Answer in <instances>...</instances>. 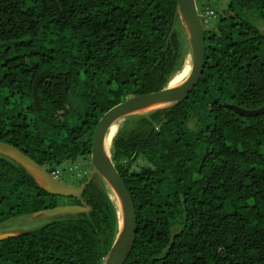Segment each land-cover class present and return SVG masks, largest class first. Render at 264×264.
<instances>
[{"label": "trees", "instance_id": "obj_1", "mask_svg": "<svg viewBox=\"0 0 264 264\" xmlns=\"http://www.w3.org/2000/svg\"><path fill=\"white\" fill-rule=\"evenodd\" d=\"M205 2L201 13L213 14L198 85L176 106L127 118L132 124L113 140L137 206V241L125 264H264V114L225 106H264V0ZM176 4L0 0V141L50 173L89 160L110 108L165 87L182 69L187 54L176 61L187 41ZM44 71L37 110L33 85ZM80 198L47 193L0 155V224L63 203L91 208L86 224L56 220L0 241V264H102L117 211L99 176Z\"/></svg>", "mask_w": 264, "mask_h": 264}, {"label": "water", "instance_id": "obj_2", "mask_svg": "<svg viewBox=\"0 0 264 264\" xmlns=\"http://www.w3.org/2000/svg\"><path fill=\"white\" fill-rule=\"evenodd\" d=\"M176 13L194 58L193 67L189 75L177 85L167 84L165 87L155 91L129 97L114 105L102 116L93 135L90 157L91 169L86 182L79 186L67 184L53 173H50L47 168L30 158L21 149L0 141V155L13 160L17 165L25 169L35 179L39 187L49 194L81 200L80 197L84 189L95 176H99L108 187L107 190L110 188L117 195L121 205L120 208L115 206L117 211L116 234L102 264H125L135 248L138 233L136 202L113 160L111 147L114 137L107 142L109 128L115 121L127 115L148 114L182 103L198 85L205 72L207 56L205 24L208 19L201 13L199 0H177ZM46 72L40 73L33 85V99L37 110L42 109L38 87ZM225 106L245 117H256L264 114V106L254 110H247L234 104H225ZM90 210L91 208L86 202L80 201L79 204L59 205L24 216H27L25 217L26 222H29L27 220L42 219L49 220L46 223L49 224L59 220L58 218L60 217L71 218L88 213ZM34 230L0 231V241Z\"/></svg>", "mask_w": 264, "mask_h": 264}, {"label": "rangeland", "instance_id": "obj_3", "mask_svg": "<svg viewBox=\"0 0 264 264\" xmlns=\"http://www.w3.org/2000/svg\"><path fill=\"white\" fill-rule=\"evenodd\" d=\"M200 1H201V4L206 3L205 0H199V2ZM223 7L224 6L220 7V9L218 8L220 12L223 10ZM212 10L213 9H210L209 7L203 9V14L205 15V17L208 20H210V16L213 14ZM185 40L187 41L186 38H185ZM186 54H190V47L188 46V42H186V44H185V50H184L183 54L176 61V65H179L182 62V60H183V58L185 57ZM40 97L43 100V97H42L41 93H40ZM200 98H201L200 93H196L194 95V97H192L191 103L194 104L195 102L199 101ZM50 109L52 110V109H54V107H51ZM135 116H138V115L135 114V115H133L131 117L133 118ZM183 117H186L185 113H183ZM132 118L131 119H127V118L124 117L123 119L119 120V123H120V126H121L119 132H122L123 128L126 125L129 126V125L132 124V122H133ZM193 123H196V121L193 120L192 124ZM111 148H112L111 152L113 154V142H112V147ZM89 162H90V159L89 160L87 159V160L79 161V162H77V163H75L73 165H70V163L66 162V163L63 164V167L60 168V173L56 174V176L60 180H62L63 182H65L67 184L74 185V186H79V183L83 180L84 176L85 175L88 176V174L90 172ZM107 188L108 187L106 186V189ZM107 192L109 194V191H107ZM63 204H71V203H63ZM25 217H27V216L15 217L13 219H10V220L0 224V231L38 229V228H41V227L47 225L46 223L49 221V220L47 221V220L39 219V220H27L29 222H26L25 221ZM67 218H69V217H60L58 219L59 220H63V219H67ZM71 218H74L75 220H78V222H80L81 224H86L85 222L88 220V217H87L86 214H80V215H77V216H74V217H71Z\"/></svg>", "mask_w": 264, "mask_h": 264}, {"label": "bare ground", "instance_id": "obj_4", "mask_svg": "<svg viewBox=\"0 0 264 264\" xmlns=\"http://www.w3.org/2000/svg\"><path fill=\"white\" fill-rule=\"evenodd\" d=\"M193 63H194V58H193L192 51L190 50V54H187L182 69L180 71H178L177 73L174 74V76L171 78V80L169 81L168 84H170V85H176L177 83H179L183 79H185L189 75V73H190V71H191V69L193 67ZM131 116H133V115H127V116H125V118H129ZM123 118H121V119H123ZM119 120L115 121L112 124L111 128H109L107 142L111 138H113V137L115 138L117 132L119 131V129H120ZM107 191H109V195H110L111 200L113 201L114 205L116 207L120 208L121 203H120L119 198L117 197V195L115 193H113L110 188ZM118 213H119V215L121 214L120 211Z\"/></svg>", "mask_w": 264, "mask_h": 264}, {"label": "flooded vegetation", "instance_id": "obj_5", "mask_svg": "<svg viewBox=\"0 0 264 264\" xmlns=\"http://www.w3.org/2000/svg\"><path fill=\"white\" fill-rule=\"evenodd\" d=\"M71 204H79L80 202H70ZM64 205V204H63Z\"/></svg>", "mask_w": 264, "mask_h": 264}, {"label": "clouds", "instance_id": "obj_6", "mask_svg": "<svg viewBox=\"0 0 264 264\" xmlns=\"http://www.w3.org/2000/svg\"><path fill=\"white\" fill-rule=\"evenodd\" d=\"M54 175H56L55 173H53Z\"/></svg>", "mask_w": 264, "mask_h": 264}]
</instances>
